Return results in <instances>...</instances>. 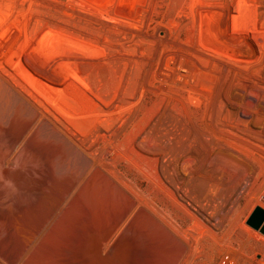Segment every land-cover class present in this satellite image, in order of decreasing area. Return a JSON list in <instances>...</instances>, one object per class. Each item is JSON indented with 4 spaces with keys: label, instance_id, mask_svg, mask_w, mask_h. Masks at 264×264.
I'll return each instance as SVG.
<instances>
[{
    "label": "rangeland",
    "instance_id": "rangeland-1",
    "mask_svg": "<svg viewBox=\"0 0 264 264\" xmlns=\"http://www.w3.org/2000/svg\"><path fill=\"white\" fill-rule=\"evenodd\" d=\"M84 205L98 264H264V0H0V264H96Z\"/></svg>",
    "mask_w": 264,
    "mask_h": 264
},
{
    "label": "crops",
    "instance_id": "crops-1",
    "mask_svg": "<svg viewBox=\"0 0 264 264\" xmlns=\"http://www.w3.org/2000/svg\"><path fill=\"white\" fill-rule=\"evenodd\" d=\"M101 213L106 211L101 210L100 206L87 205L68 213L54 236L58 252H75L98 264L106 253L109 241L118 231V227H108L107 219Z\"/></svg>",
    "mask_w": 264,
    "mask_h": 264
},
{
    "label": "water",
    "instance_id": "water-1",
    "mask_svg": "<svg viewBox=\"0 0 264 264\" xmlns=\"http://www.w3.org/2000/svg\"><path fill=\"white\" fill-rule=\"evenodd\" d=\"M248 224L264 235V207L256 206L248 219Z\"/></svg>",
    "mask_w": 264,
    "mask_h": 264
}]
</instances>
